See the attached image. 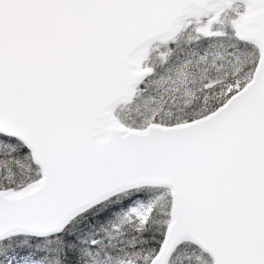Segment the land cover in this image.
<instances>
[{
    "label": "snow or ice",
    "instance_id": "snow-or-ice-1",
    "mask_svg": "<svg viewBox=\"0 0 264 264\" xmlns=\"http://www.w3.org/2000/svg\"><path fill=\"white\" fill-rule=\"evenodd\" d=\"M0 264H264V0H0Z\"/></svg>",
    "mask_w": 264,
    "mask_h": 264
}]
</instances>
